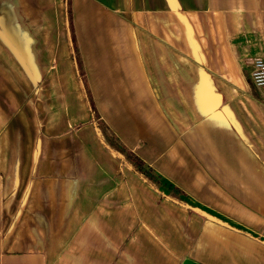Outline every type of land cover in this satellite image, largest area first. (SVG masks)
Listing matches in <instances>:
<instances>
[{"label":"crops","instance_id":"crops-1","mask_svg":"<svg viewBox=\"0 0 264 264\" xmlns=\"http://www.w3.org/2000/svg\"><path fill=\"white\" fill-rule=\"evenodd\" d=\"M55 5L0 0V264H264V0H72L99 119L158 188L100 138Z\"/></svg>","mask_w":264,"mask_h":264},{"label":"trees","instance_id":"trees-1","mask_svg":"<svg viewBox=\"0 0 264 264\" xmlns=\"http://www.w3.org/2000/svg\"><path fill=\"white\" fill-rule=\"evenodd\" d=\"M64 6H65V14H66V22L67 27H69V31L71 33V49H72V58L75 61H78L79 67V76L80 78H84V68L81 60V56L79 53V47L74 35L73 31V7H72V0H63ZM84 85V91L86 92V97L89 105L90 112L92 114V119L97 120L96 121V129L100 136V138L104 141V143L111 148L113 151L116 152V154L119 156L120 160L122 161L123 165H128L137 175H139L146 183H148L150 186L154 188H158V183L160 182L161 178L156 173V171L147 164L141 157L136 155L134 152H132L130 149H128L121 141L120 139L112 132V130L108 127V125L99 119V115L96 110V105L94 103V100L92 98L91 92L86 84V81L82 82ZM106 133L109 134L110 140H112V143H110L106 139ZM180 189H176L174 191L175 194H179ZM172 195V199L176 197ZM179 202H182L181 200H178Z\"/></svg>","mask_w":264,"mask_h":264},{"label":"rangeland","instance_id":"rangeland-1","mask_svg":"<svg viewBox=\"0 0 264 264\" xmlns=\"http://www.w3.org/2000/svg\"><path fill=\"white\" fill-rule=\"evenodd\" d=\"M137 4H135V7H140V8H145L147 7L148 4H145L144 2L140 1V2H136ZM55 14H56V19H55V27L57 29H60V28H65L67 26V22H66V14H65V6L63 4V7L62 5L60 4V2H58L56 0V5H55ZM72 19H73V16H72ZM73 22V21H72ZM66 28H69V27H66ZM73 28H74V25H73ZM67 33L69 35V39H70V44H71V33L69 31V29L67 30ZM72 57V55H71ZM74 64H75V68H76V72L78 73L77 76L79 78V67L78 66V61H75L73 60ZM82 79V82L85 81L84 78H81ZM80 80V78H79ZM86 94V92H85ZM106 139L112 143V140H110V136L109 134L106 133Z\"/></svg>","mask_w":264,"mask_h":264},{"label":"built area","instance_id":"built-area-1","mask_svg":"<svg viewBox=\"0 0 264 264\" xmlns=\"http://www.w3.org/2000/svg\"><path fill=\"white\" fill-rule=\"evenodd\" d=\"M252 80L256 87L264 93V59L258 58L254 61Z\"/></svg>","mask_w":264,"mask_h":264},{"label":"water","instance_id":"water-1","mask_svg":"<svg viewBox=\"0 0 264 264\" xmlns=\"http://www.w3.org/2000/svg\"><path fill=\"white\" fill-rule=\"evenodd\" d=\"M182 264H202L196 260H193L191 258H186L184 259V261L182 262Z\"/></svg>","mask_w":264,"mask_h":264}]
</instances>
